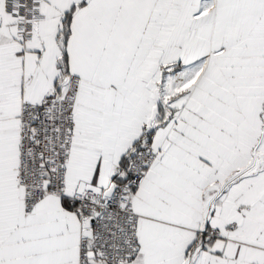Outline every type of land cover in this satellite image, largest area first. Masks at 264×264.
<instances>
[{"label": "snow or ice", "instance_id": "1", "mask_svg": "<svg viewBox=\"0 0 264 264\" xmlns=\"http://www.w3.org/2000/svg\"><path fill=\"white\" fill-rule=\"evenodd\" d=\"M0 264H264V0H0Z\"/></svg>", "mask_w": 264, "mask_h": 264}]
</instances>
